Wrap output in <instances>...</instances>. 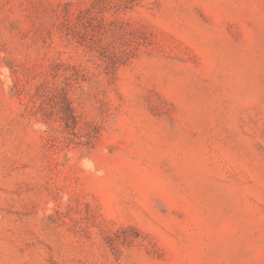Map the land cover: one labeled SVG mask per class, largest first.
I'll list each match as a JSON object with an SVG mask.
<instances>
[{
  "label": "rangeland",
  "instance_id": "rangeland-1",
  "mask_svg": "<svg viewBox=\"0 0 264 264\" xmlns=\"http://www.w3.org/2000/svg\"><path fill=\"white\" fill-rule=\"evenodd\" d=\"M0 264H264V0H0Z\"/></svg>",
  "mask_w": 264,
  "mask_h": 264
}]
</instances>
